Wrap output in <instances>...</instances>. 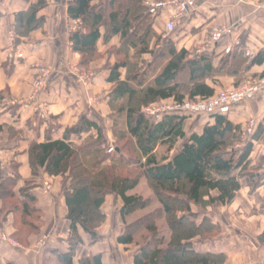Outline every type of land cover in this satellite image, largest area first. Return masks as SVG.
<instances>
[{"label": "trees", "instance_id": "16d2710c", "mask_svg": "<svg viewBox=\"0 0 264 264\" xmlns=\"http://www.w3.org/2000/svg\"><path fill=\"white\" fill-rule=\"evenodd\" d=\"M94 1L68 3V17L80 23L69 40L72 51L80 56L78 67L88 70L102 55L97 49L98 41L120 38L117 48L106 51L114 56V63L104 66L109 71L107 83L112 86L107 95L112 111L110 131L120 154L107 153L110 143L106 131L85 119L68 129L61 140L48 138L30 146L32 175L36 177L43 170L48 176L63 179L72 238L69 253L60 261L72 264L74 249L80 242L78 227L97 239L96 230L105 222L102 205L106 196L113 195L122 201L120 217L124 224L117 242L126 250L138 247L133 264H225V254L197 252L193 242L205 243L220 234L219 225L207 216V208L230 205L243 177L250 179V192L261 185L264 163L250 159L261 128L244 141L246 133L241 125L231 123L227 114H214L207 116L212 123H206L200 133H186L184 114L171 113L157 120L143 110L162 101L182 104L209 99L215 90L205 81L225 74V70L236 76L235 87L264 74L244 80L237 53L228 55L232 63L226 59L216 69L208 53L189 59L188 53L177 51L169 39L160 45L161 37L152 28L156 17L147 13L144 0H100L92 5ZM38 7L17 16L18 31L21 26H29ZM144 56L152 58L150 63ZM263 60L264 53L260 52L250 65L260 66ZM91 129L96 136H89L79 145L68 139V135L79 136ZM142 179L153 189V199L132 193ZM14 184L15 179L0 174V201L10 204V210L20 211L26 218L23 223L30 224L28 216L40 215L36 199L22 191L23 200L14 202ZM152 202L158 204L156 210L128 222L131 215L146 210ZM162 220L166 230L158 229ZM257 240L264 247V229ZM92 262L99 264V259H87L82 264Z\"/></svg>", "mask_w": 264, "mask_h": 264}, {"label": "crops", "instance_id": "0c3cea01", "mask_svg": "<svg viewBox=\"0 0 264 264\" xmlns=\"http://www.w3.org/2000/svg\"><path fill=\"white\" fill-rule=\"evenodd\" d=\"M70 1L0 0V174L15 179L14 202L23 200L21 193L24 191L36 199L35 208L40 213L39 231L26 233L19 225L23 218L20 211L10 210L7 204L3 207L0 203V264H63L60 258L70 251L72 236L63 196L64 183L61 177L48 176L43 170L36 177L32 175L30 146L48 138L61 140L68 129L84 119L105 126L106 137L113 142L111 120L107 118L111 113L107 95L112 86L107 83L109 71L103 64L114 63V56L106 51L117 48L120 38L114 36L106 43L100 39L97 49L105 58L93 62L88 70L80 69L79 54L72 51L69 40L79 23L68 17ZM99 1L95 0L92 5ZM196 2L195 11L168 37H165L168 11L154 19L152 28L161 37L160 45L169 39L177 51L185 50L189 59L208 53L216 69L222 61L230 59V53H237L244 80L263 75L264 60L260 66H251L250 61L258 53H264V0ZM35 6L38 9L33 19L29 22V16L26 21L29 26H21L18 31L17 16L27 14ZM221 27L230 28L231 33L215 47L201 52L212 31ZM228 46L232 49L230 53H226ZM143 59L148 63L152 60L147 56ZM42 72L46 75L45 85L34 97L32 83ZM84 73H89L87 78L82 76ZM232 74L225 70V74L207 79L205 83L217 93L235 85L236 76ZM121 75L124 78L123 70ZM227 118L243 127L244 141L249 139L246 130L251 121L255 123L253 132L261 128L250 159L253 163H264V88L255 97L233 107ZM206 123H212V119L187 117L184 130L200 133ZM89 136L95 137L96 131L91 129L79 136L71 134L68 139L79 145ZM260 173L264 174V164ZM47 185H51L50 190ZM240 185L230 205L214 204L207 214L220 226V234L205 243L194 241L193 249L200 253H223L225 264H264V247L257 240L264 229V178L253 192H250L248 177H243ZM121 207L119 198L106 197L102 205L105 222L96 230V240L78 227L80 242L74 249L72 264H82L92 258H98L99 264H133L138 247L130 246L126 250L117 242L124 232ZM41 237L45 245L36 254L34 245Z\"/></svg>", "mask_w": 264, "mask_h": 264}, {"label": "built area", "instance_id": "2783aa9c", "mask_svg": "<svg viewBox=\"0 0 264 264\" xmlns=\"http://www.w3.org/2000/svg\"><path fill=\"white\" fill-rule=\"evenodd\" d=\"M145 6L147 13L152 17H157L161 14V12L168 11L165 31L166 36H170L176 32L178 27L181 26L184 19L195 11L197 2L196 0H167L145 3ZM230 33L231 29L228 27L214 29L211 33L210 39L204 47H202L201 52H206L215 47ZM231 51V46H228L226 48V53H230ZM45 80L46 75L42 72L41 76L33 84L35 96L42 91ZM263 88L264 76L255 79L252 82L241 84L228 90H223L206 100H198L196 102L184 101L182 104L172 102V104H159L158 106L153 104L145 107L143 112L145 115L157 120L171 113H182L186 117L190 118L214 114L226 115L233 107L245 102L247 99L255 97ZM254 127L255 123L254 121H251L246 130L248 135L252 134ZM114 152L115 148L113 146H110L107 149V153Z\"/></svg>", "mask_w": 264, "mask_h": 264}, {"label": "rangeland", "instance_id": "374dc122", "mask_svg": "<svg viewBox=\"0 0 264 264\" xmlns=\"http://www.w3.org/2000/svg\"><path fill=\"white\" fill-rule=\"evenodd\" d=\"M158 1H161V0H144V3H153V2H158ZM163 1H167V0H163ZM80 27V23H78L77 24V29H76V26H75V29L76 30H78V28ZM165 37H168V36H165ZM106 54H108V53H106ZM99 58V57H98ZM105 58V56L103 57V55H100V58H99V60H102V59H104ZM147 59H152L151 57H149V56H147ZM79 62H80V56H79V59H78V64H79ZM108 62H105L104 64H103V66H105V64H107ZM75 71H76V69H74ZM88 74L89 73H84V74H82V76L83 77H85V78H87L88 77ZM253 80H255V79H252V80H248V81H245V82H243L242 84H245V83H248V82H252ZM36 80H34L33 81V83H32V96H34V97H36L35 96V94H34V87H33V84H34V82H35ZM44 85H45V83H44ZM241 85V84H240ZM235 86H233V87H229V88H226V89H223V90H228V89H230V88H234ZM223 90H221V91H223ZM221 91H219V92H221ZM219 92H217V93H215V94H218ZM188 101V100H187ZM197 100H195V101H190V102H196ZM156 105L155 106H158L159 104H165V105H168V104H172V101H162V102H157V103H155ZM112 112V111H111ZM110 116H111V113L107 116V118L108 119H110L111 120V118H110ZM207 117V116H206ZM104 128V131H105V126L103 127ZM110 132V131H109ZM111 133V132H110ZM112 136V135H111ZM109 143H110V146H113L114 147V142H111L110 141V139H109ZM109 146V147H110ZM108 147V148H109ZM162 153V149H159V151L157 152V154L158 155H160ZM62 182H63V179H62ZM51 185H47V187H48V190H50V187ZM133 194L135 193L136 195H140V196H142L143 198H154V191H153V189L151 188V186L149 185V184H147V182L144 180V179H142L141 181H140V183H139V185L136 187V189L132 192ZM108 196H112V195H108ZM108 196H106V197H108ZM106 199V198H105ZM154 201V200H153ZM0 203H2V206L3 207H5L4 206V203L3 202H1L0 201ZM8 203H12V201H9ZM108 207H110V203H109V205H108ZM107 207V208H108ZM158 207V204L156 203V202H152V204H150L148 207H147V209L146 210H144V211H141V212H137V213H134L133 215H131V217H129L128 218V222L129 223H131V222H134L135 220H138V219H140L142 216H144L145 214H147V213H150V212H152V211H154V210H156V208ZM6 208H12V207H10V204L6 207ZM213 208V206L212 207H208L207 208V214H208V212L209 211H211V209ZM101 210H102V208H101ZM218 217V216H217ZM40 218V216L39 217H37V215H31L30 216V218H28V219H30V224L28 223L27 225L25 224V223H23V222H25L26 221V218H22V220H21V222L19 223V225L24 229V231H26V233H32L31 231L33 230V228L36 226V227H38L39 225H40V222L38 221V219ZM25 220V221H24ZM212 220V219H211ZM104 224V222L102 223V225ZM32 225H34V227L32 228ZM101 225V226H102ZM217 225H218V223H217ZM167 225H166V222L165 221H160V222H158V229H160V230H166L167 228ZM219 228H220V226H219ZM221 230V229H220ZM39 231V230H38ZM213 240V239H212ZM44 237H41L36 243H35V245H34V250L36 251V254H39L40 252H41V250L44 248Z\"/></svg>", "mask_w": 264, "mask_h": 264}, {"label": "water", "instance_id": "95a60500", "mask_svg": "<svg viewBox=\"0 0 264 264\" xmlns=\"http://www.w3.org/2000/svg\"><path fill=\"white\" fill-rule=\"evenodd\" d=\"M116 151L119 152L118 149H116Z\"/></svg>", "mask_w": 264, "mask_h": 264}]
</instances>
